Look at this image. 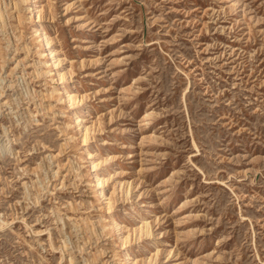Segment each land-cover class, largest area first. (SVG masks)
Listing matches in <instances>:
<instances>
[{"label": "rangeland", "instance_id": "374dc122", "mask_svg": "<svg viewBox=\"0 0 264 264\" xmlns=\"http://www.w3.org/2000/svg\"><path fill=\"white\" fill-rule=\"evenodd\" d=\"M0 264H264V0H0Z\"/></svg>", "mask_w": 264, "mask_h": 264}, {"label": "bare ground", "instance_id": "6f19581e", "mask_svg": "<svg viewBox=\"0 0 264 264\" xmlns=\"http://www.w3.org/2000/svg\"><path fill=\"white\" fill-rule=\"evenodd\" d=\"M5 3H6L5 6H7V4H9V3H7V2H5ZM10 5H11V4H10ZM5 6H4V8H5ZM13 6H14V5H13ZM39 36L42 37V33H40ZM99 191H100V192H99V199H102V198H103V193H102L101 190H99Z\"/></svg>", "mask_w": 264, "mask_h": 264}]
</instances>
